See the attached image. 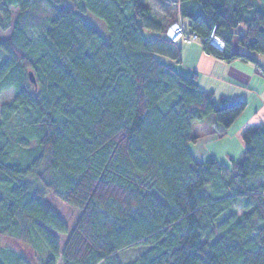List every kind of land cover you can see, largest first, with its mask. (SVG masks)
Wrapping results in <instances>:
<instances>
[{"label":"trees","instance_id":"obj_1","mask_svg":"<svg viewBox=\"0 0 264 264\" xmlns=\"http://www.w3.org/2000/svg\"><path fill=\"white\" fill-rule=\"evenodd\" d=\"M35 1L0 0L8 25L11 7L19 9L0 43V94L16 92L0 123V238L25 219L49 248L43 259L20 253L16 263L122 264V251L141 246L128 264H264V125L242 129V156L228 163L199 161L189 146L224 135L248 102L176 72L180 43L146 38L159 34L143 0H47L52 13L34 43L20 20ZM179 3L187 32L216 59L264 55V0ZM193 3L200 14L189 12ZM215 28L224 52L209 45ZM29 140L37 142L29 159L14 161L15 146L29 151ZM46 194L80 212L71 232ZM54 232L69 234L63 249Z\"/></svg>","mask_w":264,"mask_h":264},{"label":"crops","instance_id":"obj_2","mask_svg":"<svg viewBox=\"0 0 264 264\" xmlns=\"http://www.w3.org/2000/svg\"><path fill=\"white\" fill-rule=\"evenodd\" d=\"M163 3L165 8L168 9L167 13L173 14L170 17L173 19L172 22L181 20L185 28L189 30V18L184 15L182 16L179 0H163ZM188 7L191 13H201L200 8L195 3L188 5ZM177 8H179V11L175 10ZM151 18L154 20V30L158 31L159 35L154 36L152 31H146V38L148 40L159 38L160 40H167L166 29L172 24L169 23L168 14L163 16L165 20H160L153 14L152 10ZM176 47L180 49L179 57L182 61L181 63H177L170 60V65L176 72L184 77L195 78L201 90L214 92L217 97L237 98L248 102L244 113L224 135L219 134L218 131L215 134L199 139L196 144L189 145L192 154L199 161H205L212 156L219 163H226L219 158V155L212 148H209V145L230 136V138L226 139L236 140L240 150H243L244 144L240 138L242 129L251 123L264 125V55L252 53L251 58L255 60V63L251 61L246 62L242 59L226 63L208 54L199 41L195 43L184 41ZM176 47L174 46V48L172 47V49L165 51L168 58H172L175 55ZM237 49L239 50V48ZM210 124L215 129L217 128L215 124ZM230 150V147L226 146V152L222 155L228 161L232 157L234 159L238 158L237 156L239 155H233L232 152L230 153Z\"/></svg>","mask_w":264,"mask_h":264},{"label":"rangeland","instance_id":"obj_3","mask_svg":"<svg viewBox=\"0 0 264 264\" xmlns=\"http://www.w3.org/2000/svg\"><path fill=\"white\" fill-rule=\"evenodd\" d=\"M171 1V0H170ZM143 3L153 10V14L158 17L160 20L163 19V16L165 14H168L170 22L172 23L173 19L170 17L173 14L167 13L168 9L165 8V5L163 3V0H143ZM34 7L32 11H29L26 16H23L21 18L20 23L21 25H24L26 28V35L35 43L38 42L40 39L39 35V27H40V21L44 19V16H46V11H51V5L47 0H36L34 3ZM170 10V9H169ZM176 11H179V8L175 9ZM10 13L12 15V19L10 22V25L7 24V22L4 19V16L0 13V43L4 40L10 39L11 35L13 33V24L17 21L19 17V9L16 6H12L10 9ZM89 22H92L96 27H99L102 29V31H106V25L104 22H102L100 19H97L95 17H89ZM168 21V20H167ZM174 22H181L180 21H174ZM186 22V20H185ZM242 32H246L245 27L242 26L240 29ZM167 33V32H166ZM32 69H27L26 73L28 74V71ZM16 96L15 90H7L4 93L0 94V123L2 120V108L5 106V104L10 105L14 102V98ZM212 116L209 117L207 120L208 126L212 125L210 124L212 121ZM213 123V122H212ZM214 128V127H212ZM212 135V134H211ZM230 138L224 137L222 140H218L214 142L209 148H212L217 155H219V158L228 163V159L224 157L222 154H224L226 151V146L230 147V153L232 152L233 155H239L238 158L240 159L242 156V151L239 148V145L237 144V141L234 139H226ZM226 139V140H225ZM16 142V140L14 141ZM31 150L23 149L22 147L15 146L13 151V160L16 162H26L29 159L30 151H33V149H36L37 142L34 140H29ZM219 142V143H218ZM17 143V142H16ZM196 144V143H195ZM203 153V151H202ZM46 169V164H44L40 172H44ZM50 176L49 174H46V178L48 179ZM29 181L35 182V185H37L38 188H41L42 184L40 185L39 182L31 177ZM47 196L43 200L44 204L48 206L52 211L56 212L58 216H60L61 220L68 226L69 231L75 227V223L80 217V212L70 207L69 205H66L64 202L59 201L56 199L53 195L46 194ZM235 208L239 209V213H243L244 209L241 208L240 204L236 205ZM57 238L59 242V246L61 249H63L65 242L68 240L69 234H59L57 232L53 233ZM146 251L144 247H136V248H129L128 250L122 251L119 256L121 259L122 264H128L133 260H136L140 258V256ZM12 253H14L12 255ZM25 254L28 258L32 259V257L37 256L39 258H44L46 255L49 254V248L44 243L42 238L39 237L37 232L34 230V228H31L27 220L25 219H18L14 225L12 226L11 232H7V234H3L0 238V256L1 260L5 261L6 264H17L15 260V256L19 254ZM57 264H63L62 258L58 261Z\"/></svg>","mask_w":264,"mask_h":264},{"label":"built area","instance_id":"obj_4","mask_svg":"<svg viewBox=\"0 0 264 264\" xmlns=\"http://www.w3.org/2000/svg\"><path fill=\"white\" fill-rule=\"evenodd\" d=\"M167 39L170 40L172 43H181V42H188V43H195L199 41L202 43L201 39L199 38L197 33L190 34L185 29L184 23L181 22H172L167 28L166 33ZM209 45L213 49H217L218 51L224 52L225 51V43L220 38L216 32V28L209 36Z\"/></svg>","mask_w":264,"mask_h":264},{"label":"water","instance_id":"obj_5","mask_svg":"<svg viewBox=\"0 0 264 264\" xmlns=\"http://www.w3.org/2000/svg\"><path fill=\"white\" fill-rule=\"evenodd\" d=\"M29 78H30L31 82L37 87V79L35 78L33 71L29 72Z\"/></svg>","mask_w":264,"mask_h":264}]
</instances>
